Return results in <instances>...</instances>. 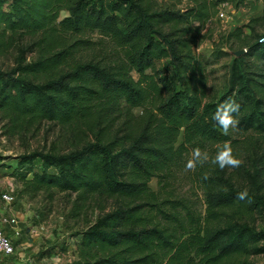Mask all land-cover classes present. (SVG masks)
I'll use <instances>...</instances> for the list:
<instances>
[{
    "label": "trees",
    "instance_id": "obj_1",
    "mask_svg": "<svg viewBox=\"0 0 264 264\" xmlns=\"http://www.w3.org/2000/svg\"><path fill=\"white\" fill-rule=\"evenodd\" d=\"M217 8L218 0L184 7L160 0H0V52L18 31L40 33L38 58L0 68V111L10 131L49 119L85 132L70 151L34 150L20 159L22 193L57 187L76 192L80 208L100 203L102 213L77 242L78 264H263L251 256L264 252V229L246 218L264 209V152L255 147L264 135V31L257 28L264 27V11L228 32L227 41L236 38L246 50L233 59L229 89L205 100L191 84L205 82L193 48ZM62 10L68 14L61 17ZM95 31L101 36L90 38ZM94 44L107 59L84 53ZM163 58L173 70L157 69ZM229 99L240 105L237 127L251 131L245 142L252 153L235 170L200 171L204 213L172 195L161 199L149 181L169 176L185 149L228 142L212 117ZM38 157L41 171L25 167ZM244 189L249 199L238 200Z\"/></svg>",
    "mask_w": 264,
    "mask_h": 264
},
{
    "label": "rangeland",
    "instance_id": "obj_2",
    "mask_svg": "<svg viewBox=\"0 0 264 264\" xmlns=\"http://www.w3.org/2000/svg\"><path fill=\"white\" fill-rule=\"evenodd\" d=\"M160 1L176 7H184L190 2V0ZM229 1L231 4L226 6L229 17L221 22L219 20L207 22L202 30V36L198 38V43L193 48L199 60L198 74L200 76L203 70L205 82L202 84L197 79L191 84L195 85L205 100L219 97L229 89L233 59L246 50V47L238 49L241 41L236 38L227 41L228 32L238 25L245 24L251 18L261 15L264 11V0ZM8 7L9 1L6 3V8ZM66 14H68L66 10L60 13L61 17ZM257 28L261 32L264 31L262 26ZM246 31H250V28L247 27ZM10 32L8 31V34ZM88 35L92 39L101 36L97 31L89 32ZM39 37L40 33L31 34L24 31L15 33L10 45L0 52V68L10 70L17 65L20 59L31 61L38 58V48L35 42ZM99 50V45L94 44V48L86 49L84 53L97 59L105 58ZM156 66L158 70H173V65L168 58L157 60ZM147 72H152V70L148 69ZM133 74L138 77L137 72L133 71ZM142 110V106L133 107L136 114L141 113ZM82 128L83 126L80 128L56 120L40 119L17 132H12L9 129L8 119L0 111V214L13 216L11 228L15 233L17 247L14 255L0 256V264H78L80 256L77 242L81 238L82 231L102 213L100 203L97 200H91L80 208L76 192L60 190L57 187L40 190L37 193H22L24 183L20 177L23 169L20 167V159L21 154L34 150L58 152L72 150L85 141V132L81 131ZM249 133L251 131H244L238 127L230 129L228 133L230 135L228 143L233 149L234 156L243 162L246 160V154L252 153V145L245 142ZM259 136L258 145L255 147L262 153L264 152V135ZM182 140L183 132L180 133L176 144ZM222 146L223 143L219 142H205V145L199 149L206 151L210 157H214L218 147ZM193 149L195 148L189 146L183 151L179 165L174 166L172 173L163 177L162 182H159L158 177H153L149 185L155 190H160L161 199L172 195L198 212L204 213L207 202L200 171H205L214 164L209 162L203 166L197 165L195 170H186L185 165L191 158ZM25 167L33 168V171H41L43 169L42 159L38 157ZM233 169L236 168H230V170ZM49 171L57 172V169L52 166ZM32 175V172L28 173V177ZM4 189H11L15 192V202L5 203L1 198V192ZM106 204V209H110L113 205L111 200L106 201ZM161 204L165 209L172 210L168 202ZM246 219L255 227L264 229V209ZM17 226L21 227L22 234L18 233L20 229ZM33 227L38 228L36 233L30 231ZM251 258L264 264V252L254 254Z\"/></svg>",
    "mask_w": 264,
    "mask_h": 264
},
{
    "label": "clouds",
    "instance_id": "obj_3",
    "mask_svg": "<svg viewBox=\"0 0 264 264\" xmlns=\"http://www.w3.org/2000/svg\"><path fill=\"white\" fill-rule=\"evenodd\" d=\"M239 110L240 105L232 99L217 106V110L213 114L212 119L220 126L225 135L229 133L230 129L237 127L238 121L235 118V114H237ZM209 162L218 165L222 170L225 168H238L243 163L242 160L234 156L230 143L225 142L222 147H218L214 157H210L206 151H201L199 148L193 149L192 156L187 161L185 169L192 171L196 169L197 165L203 166L205 163ZM205 179H207V177H205ZM236 198L241 201L248 200V190L244 189L237 193Z\"/></svg>",
    "mask_w": 264,
    "mask_h": 264
},
{
    "label": "built area",
    "instance_id": "obj_4",
    "mask_svg": "<svg viewBox=\"0 0 264 264\" xmlns=\"http://www.w3.org/2000/svg\"><path fill=\"white\" fill-rule=\"evenodd\" d=\"M229 0H218V8L215 16H212L208 22L214 21H223L229 17V13L227 12L226 6L230 5ZM1 198L5 201V203H13L16 200V194L11 189H4L1 192ZM12 215L8 214H0V256H11L16 253V244L14 231L11 228V219ZM22 230H18L19 234H22ZM32 233H36L38 228H31ZM27 243V242H26ZM24 248H28V246H24Z\"/></svg>",
    "mask_w": 264,
    "mask_h": 264
},
{
    "label": "crops",
    "instance_id": "obj_5",
    "mask_svg": "<svg viewBox=\"0 0 264 264\" xmlns=\"http://www.w3.org/2000/svg\"><path fill=\"white\" fill-rule=\"evenodd\" d=\"M17 227H19V229L21 230V227L20 226H17ZM34 264V263H33Z\"/></svg>",
    "mask_w": 264,
    "mask_h": 264
}]
</instances>
